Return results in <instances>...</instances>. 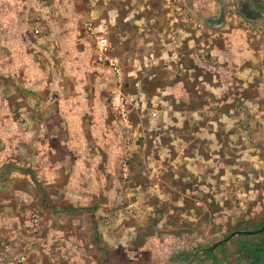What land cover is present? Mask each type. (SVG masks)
I'll list each match as a JSON object with an SVG mask.
<instances>
[{
    "label": "rangeland",
    "instance_id": "1",
    "mask_svg": "<svg viewBox=\"0 0 264 264\" xmlns=\"http://www.w3.org/2000/svg\"><path fill=\"white\" fill-rule=\"evenodd\" d=\"M12 1L0 5L23 15L15 23L25 56L7 59L19 81L10 82L6 105L0 100V128L67 121L84 128L77 136L88 143L84 153L67 154L59 142L65 130L54 126L56 168L34 178V197L0 264H254L256 254L264 257V231L245 234L264 223V77H239V69L262 68L264 0ZM245 4L262 16L252 26L234 14ZM228 13L245 28L236 41L247 39L252 49L233 66L208 47L213 40L227 50ZM209 19L222 24L211 27ZM87 22L109 41L102 54ZM116 90L130 125L112 109Z\"/></svg>",
    "mask_w": 264,
    "mask_h": 264
},
{
    "label": "crops",
    "instance_id": "2",
    "mask_svg": "<svg viewBox=\"0 0 264 264\" xmlns=\"http://www.w3.org/2000/svg\"><path fill=\"white\" fill-rule=\"evenodd\" d=\"M11 3H13V6H18L19 0H14ZM214 13L216 14V11ZM234 14L237 16L238 21H242L240 18L241 12L235 10ZM228 15L226 21L233 22V24L225 23L222 27V29H228L227 32L223 31L227 50L225 52L218 51V48L214 47L215 42L213 40L208 44V47H210V53L215 59L218 57L219 61L223 63L227 61L230 66H233V64L241 63L242 56L246 55L247 48L251 51L252 49L247 39L240 37V40L236 41V33H242L245 28L240 23L236 26V21L233 20L234 17H231L229 13ZM22 18L23 15L20 12L17 13L16 10L9 9L6 3L5 8L0 5V79H6L4 83H0V100H3L5 105L11 96V93L9 94L10 82L19 81V78H16V74H14L15 70L12 73L10 72L12 69H10L11 63L7 59L12 58L20 62L25 56L24 48L26 44L19 39V36L21 38L23 27L15 23L16 20H21ZM243 21L244 27H247V25L252 26L251 22ZM195 29L197 30V27ZM37 31L38 29H35L34 32L36 33ZM260 34L264 37L263 32H260ZM188 42H194V40L190 39ZM203 45L206 46V44ZM263 48L264 45L261 43L260 56L262 58L257 57V61H260L262 68L259 67L254 72L248 71V74H246L247 69L245 71L239 69L240 79H246L250 82V76L254 77L256 73L259 76L261 72L262 77H264V51L261 52L264 50ZM213 80L216 81L215 77ZM208 88L214 92L216 89L221 92L219 85L218 87L208 85ZM20 90L21 88L16 87L17 92H20ZM36 107L37 112H39L40 107ZM44 110L46 111V108L42 112ZM0 112L5 111L0 110ZM69 114L71 117L74 115L72 113ZM21 116L26 117L24 113ZM123 123L130 125L129 121ZM54 126L62 127L65 130V138L59 139V142L63 148L67 149V154L74 153V155H77L76 153H84L83 148L86 147L88 142L86 139H82L80 135L79 138L77 136V132L84 128L82 126L79 128L80 125L72 122L55 123L51 120H43L41 122L38 118H34L30 126L28 121L8 123L6 128L10 131L7 133H4V129L0 128V252L3 254L9 253L13 248V242H9V240L15 239L13 235H16L17 232L12 227L22 214V206L25 205V202H29V199L32 201L34 197H32L35 186L34 178L38 179L42 175H52L56 168L54 161L60 155L56 157L58 153L56 147L58 145L53 144L57 136L54 132ZM60 149L62 148L59 147ZM76 158L79 159L80 157ZM21 183L26 185L22 187L20 186ZM13 216L15 221L11 219Z\"/></svg>",
    "mask_w": 264,
    "mask_h": 264
},
{
    "label": "built area",
    "instance_id": "3",
    "mask_svg": "<svg viewBox=\"0 0 264 264\" xmlns=\"http://www.w3.org/2000/svg\"><path fill=\"white\" fill-rule=\"evenodd\" d=\"M87 31L90 33L91 38L94 40V45L97 50L102 54L107 51L110 44L108 39L103 35L102 30L98 29L93 22H87L85 25ZM111 70L115 75L121 76V69L118 66L117 62L114 60H108ZM117 81H121V78H118ZM112 109L116 112L122 122H128V109H127V100L123 94L116 90L114 92ZM34 222L38 221L36 216H33ZM25 257L20 258V262H24Z\"/></svg>",
    "mask_w": 264,
    "mask_h": 264
},
{
    "label": "trees",
    "instance_id": "4",
    "mask_svg": "<svg viewBox=\"0 0 264 264\" xmlns=\"http://www.w3.org/2000/svg\"><path fill=\"white\" fill-rule=\"evenodd\" d=\"M239 12H241L244 19L249 22H254L262 19V16L261 14H259V12L250 10V8L246 4L241 7ZM207 22L208 25L211 27L212 26L219 27L222 24V20L220 22L219 21L215 22L214 19H209Z\"/></svg>",
    "mask_w": 264,
    "mask_h": 264
},
{
    "label": "flooded vegetation",
    "instance_id": "5",
    "mask_svg": "<svg viewBox=\"0 0 264 264\" xmlns=\"http://www.w3.org/2000/svg\"><path fill=\"white\" fill-rule=\"evenodd\" d=\"M262 230L264 231V223L262 224L260 229L254 231L250 234H257V233L261 232ZM254 264H264V257H262L261 254H256Z\"/></svg>",
    "mask_w": 264,
    "mask_h": 264
},
{
    "label": "water",
    "instance_id": "6",
    "mask_svg": "<svg viewBox=\"0 0 264 264\" xmlns=\"http://www.w3.org/2000/svg\"><path fill=\"white\" fill-rule=\"evenodd\" d=\"M240 16L244 19V17L240 14ZM263 231V230H262ZM245 234H250V232H245ZM235 234L231 235L234 236Z\"/></svg>",
    "mask_w": 264,
    "mask_h": 264
}]
</instances>
